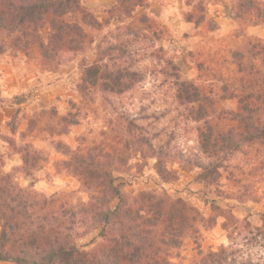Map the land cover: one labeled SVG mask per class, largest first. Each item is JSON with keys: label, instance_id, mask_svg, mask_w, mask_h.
<instances>
[{"label": "rangeland", "instance_id": "obj_1", "mask_svg": "<svg viewBox=\"0 0 264 264\" xmlns=\"http://www.w3.org/2000/svg\"><path fill=\"white\" fill-rule=\"evenodd\" d=\"M144 1V7L127 17L108 13L115 0H84L103 24L98 30L87 29L85 48L66 54L64 64L55 71L44 64L35 48L28 55L9 49L0 54V129L18 145L30 143L41 152L33 176L27 177L20 171V156L0 138V172L13 174L18 185L47 196L66 192L72 194V199L87 201L88 194L82 191L77 178L56 172L55 162L76 152L94 151L116 163V183L129 197L153 189L182 198L205 217L211 214V205L229 209L238 223L227 230L222 228V216L212 227L196 224L201 249L217 251L225 246L235 251L239 262H261L264 240L255 237V229L261 227L264 210V145L256 143L238 152L217 154L214 158L222 159L225 167L220 169V185L216 189L204 187L197 180L198 168L174 159H166L165 167L175 172L177 179L160 181L153 169L155 160L149 158L145 164L140 154H135L133 141L140 134L173 156L195 155L198 161L207 162L197 139L203 122L191 120V115L176 101L175 75L214 98L211 123L229 125L221 112L234 110L237 103L228 98L222 86L233 89L241 77L232 52L244 51L247 38L264 40V28L234 19L237 0H204L206 16L218 25L214 31L205 23L195 25L185 20L191 9L185 0ZM145 18L147 21L142 22ZM119 42L127 46V53L113 61L140 71L143 80L121 95L105 96L98 88H92L81 96L78 87L83 67L98 57L97 45ZM118 55L115 52L113 57ZM223 94L226 98H222ZM14 113L18 117L12 135L6 124ZM124 115L142 130L132 128L133 136H128V124L121 118ZM252 195L257 202L247 199ZM236 196L247 200L225 199ZM93 235L78 242L83 244ZM188 235L183 237L177 252L184 264L191 263L197 252Z\"/></svg>", "mask_w": 264, "mask_h": 264}, {"label": "trees", "instance_id": "obj_2", "mask_svg": "<svg viewBox=\"0 0 264 264\" xmlns=\"http://www.w3.org/2000/svg\"><path fill=\"white\" fill-rule=\"evenodd\" d=\"M145 5L144 0H115L108 13L131 17ZM185 5L191 8L185 14L187 22L205 23L211 31L218 28L205 14L204 0H185ZM233 17L237 22L264 28V1L237 0ZM146 21L145 18L142 22ZM102 24L84 0H0V54L9 49L28 55L35 48L44 64L55 71L64 64L66 54H76L85 48L87 29L98 30ZM244 43V51L232 52L240 80L233 89L222 86L228 98L237 103L234 110L221 112L229 122L227 126L209 121L214 105L211 95L175 75L176 101L191 115V120L203 122L197 139L207 162L198 161L195 155L173 156L166 148L155 147L147 137L136 135L135 154H140L145 164L149 158L155 160L153 169L160 181L177 179L176 173L165 167L166 159H174L198 168L197 180L204 187L217 189L220 169L225 167L222 159L214 158L217 154L238 152L256 143L264 145V40L247 38ZM96 49L98 57L83 67L78 87L81 96L92 88H98L105 96L121 95L143 80L140 71L113 61L127 53L125 44L97 45ZM115 52L119 55L114 58ZM17 117L14 113L6 124L12 135L16 132ZM121 118L128 124L125 129L128 136H133L132 128L142 130L132 118L126 115ZM0 138L20 156L23 175L32 177L41 161L40 150L30 143L18 145L14 139L5 137L1 129ZM118 168L94 151L76 152L55 162L56 172L77 178L82 191L88 194L87 201L72 199V194L66 192L47 196L18 185L13 174L0 172V263L184 264L177 252L183 237L189 234L197 250L189 264H264V259L256 263L251 259L239 262L235 251L225 246L217 251L201 249L196 224L212 227L217 217L222 216L225 220L222 228L227 230L238 223L229 209L211 205V214L205 217L182 198L171 197L165 191H139L129 197L116 183ZM229 198L257 202L254 195L247 199L225 197ZM260 220L255 237L264 240V210ZM92 233L95 235L89 241L78 242Z\"/></svg>", "mask_w": 264, "mask_h": 264}]
</instances>
